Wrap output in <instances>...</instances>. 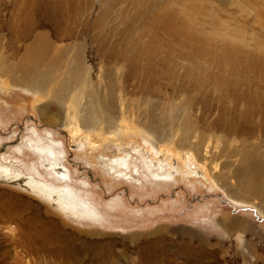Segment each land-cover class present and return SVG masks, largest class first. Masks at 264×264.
I'll return each instance as SVG.
<instances>
[{"label":"rangeland","instance_id":"374dc122","mask_svg":"<svg viewBox=\"0 0 264 264\" xmlns=\"http://www.w3.org/2000/svg\"><path fill=\"white\" fill-rule=\"evenodd\" d=\"M28 1L0 0V264H264L257 198L232 201L208 162L175 140L113 135L83 118L91 93L109 69L119 79L125 59L168 61L173 80L199 77L215 91L231 49L264 58V0H67L64 13L55 1L53 22L34 30L55 46L35 64L37 75L51 76L43 92L7 84L14 70L1 73L33 40L16 35ZM78 53L88 74L59 95V114V84L73 77ZM127 86L132 112H145ZM213 144L220 166V142Z\"/></svg>","mask_w":264,"mask_h":264},{"label":"bare ground","instance_id":"6f19581e","mask_svg":"<svg viewBox=\"0 0 264 264\" xmlns=\"http://www.w3.org/2000/svg\"><path fill=\"white\" fill-rule=\"evenodd\" d=\"M55 1L59 12L63 10L64 13L67 0H30L24 6L27 16L22 28L25 25V28L31 29L27 33L26 29L21 28L16 35L19 39L32 36L33 40L18 65L4 63L1 66V73H8L9 70L19 73L9 78L7 84L40 92L49 87V72L37 75L35 64L46 61L55 46L47 32L34 33V30L53 22L56 17ZM37 10H40L38 16L31 18ZM104 17L105 11L97 17L95 23L99 24ZM166 20L161 19L160 26H165ZM104 34L103 41L107 36ZM241 47L230 50V56L226 57L228 63L224 66L231 72L228 70L226 78L217 75V79L213 80L217 88L213 92L205 90L204 85L208 82L199 77L195 81L182 78L180 83L173 80L168 61L146 63L139 59H125L126 70H120V78L109 69L105 82L100 85L103 89L91 93L88 105L91 110L85 116L82 114L83 118L87 121L86 124H98L99 128L110 134L124 130L129 133L137 131L154 142L175 140L180 146L190 149L189 156L194 154L200 160L208 162L214 178L222 180L219 186L232 201L249 203L257 198V207L264 214V148H261L264 144V58ZM70 69L73 77L59 84V114H62L65 106L59 95L62 91L71 92L72 87L78 84L76 82L79 77L88 74L80 53ZM128 82L132 83L134 95L141 96L140 99L146 105L145 112L141 111L136 115L132 112L136 103L127 96ZM216 91L218 93L214 98ZM39 113L45 122H52V119L45 116L47 108H39ZM256 132H261L262 136L258 142L252 140L253 137H258L255 136ZM213 141L220 142L217 145L219 160L222 157L220 166L214 161L217 157L213 152V147L216 146ZM192 172L198 173L196 170ZM54 201L62 206L57 197ZM237 223H240L237 219L230 221L231 225Z\"/></svg>","mask_w":264,"mask_h":264}]
</instances>
